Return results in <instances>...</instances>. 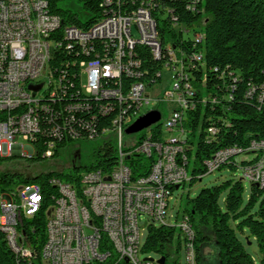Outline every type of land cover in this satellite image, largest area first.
<instances>
[{
	"label": "built area",
	"instance_id": "obj_1",
	"mask_svg": "<svg viewBox=\"0 0 264 264\" xmlns=\"http://www.w3.org/2000/svg\"><path fill=\"white\" fill-rule=\"evenodd\" d=\"M179 1L192 14L202 5V0ZM100 6L98 22L78 27L64 24L50 0H0V160L17 156L26 165L34 158H52L61 145L96 138L112 139L117 154H123V162L109 171L82 173L78 189L50 179L56 195L44 194L37 184L2 187L0 182V232L13 264H159L165 256L142 257L147 238L142 243V230L174 228L169 250L175 245L181 256L174 264H198L196 232L185 213L171 222L169 201L174 187L192 180L190 152L197 137L192 140L187 126L190 114L200 106L213 112L217 106L225 109L233 95H207L204 76L200 91L195 87L194 72L205 65L199 50L205 33L180 20L164 0H102ZM122 23H130L129 35H122ZM162 23L167 24L164 39ZM140 47L159 64L153 75L139 57ZM58 58L64 60L53 67ZM213 71L219 73L218 68ZM165 73L170 86L153 95ZM225 77L221 72L228 87ZM229 77L235 91L238 77L234 72ZM31 84L42 85L37 95ZM244 95L249 103L264 104V82L248 84ZM164 104L170 114L159 122L161 136L154 137L153 125L139 144L131 138V149L125 151L126 129L144 110L153 106L151 110L160 111L156 106ZM208 120L203 142L212 144L221 125L229 124L222 116ZM131 156H154L157 173L121 175L120 166L128 165ZM240 156H252V163H240ZM226 165L239 168L243 180L264 189V140L218 150L204 162L206 175ZM43 210L46 239L37 254L26 230Z\"/></svg>",
	"mask_w": 264,
	"mask_h": 264
},
{
	"label": "trees",
	"instance_id": "obj_2",
	"mask_svg": "<svg viewBox=\"0 0 264 264\" xmlns=\"http://www.w3.org/2000/svg\"><path fill=\"white\" fill-rule=\"evenodd\" d=\"M62 1L64 0H50V4L55 13L62 15L64 24L88 27L98 22L103 12L100 6L102 0H78L86 11L93 14L92 19L82 23L77 15L59 7ZM164 5L171 8L180 20L200 27L205 33V40L199 46L205 65L194 72L195 87L200 91L204 76L203 87L207 95L223 93L233 95V100L227 103L225 109L217 106L213 112L209 106L206 108L200 106L190 114L193 120L187 126L192 128V140L197 137L195 150L193 154L190 152L194 156L191 168V184H193L197 182L198 177L201 180V177L206 175L204 162L218 150L231 145L247 147L253 140H264V104L249 103L244 95L248 84L264 82V0H202V5L194 8V14L187 11L184 7L185 3L179 0H164ZM166 25L165 23L159 25L161 33ZM174 37L177 38L176 35ZM162 38H165L163 33ZM137 52L150 74L153 75L159 67L158 62L153 59L147 48L140 47ZM58 59L52 62L53 67L59 66L64 60ZM215 68L219 69V73H214ZM221 72L226 75L228 87L223 85V80L219 78ZM230 72H234L238 77L235 91H232L229 86L233 84L232 78L229 77ZM212 114L222 116L229 126L221 125L223 127L217 141L206 144L203 142L204 129ZM151 130L156 139L161 136L160 123L153 126ZM143 138L145 133L137 135L135 144H139ZM97 139L99 138L95 140ZM78 142L81 141L59 146L53 157L58 156L60 150ZM127 144L125 151L131 149L129 141ZM74 159H81L79 152H76ZM42 160L45 159L39 157L29 162L33 164ZM154 160V156H131L127 159V166L131 169L133 178L143 177L148 175ZM249 162H252V159H245L241 163ZM115 163H118L115 142L108 139L93 150L87 166L74 164L73 170L68 173H41L34 177L0 171V182L2 187L14 184H37L44 194L56 195V188L48 184L50 179H60L78 189L82 173L94 170L109 171ZM226 166L235 168L233 165ZM224 192H227V195L223 211L219 203ZM243 193V179L240 178L227 180L220 186L204 188L197 197L187 200L186 213L196 232L195 246L198 251V264H204L202 249L209 242H213L215 247L216 255L213 259L217 261V264H264V189L251 184V196L245 206H243ZM29 223L32 229L29 231L27 228L26 231L30 238V245L39 254L46 239L45 210L39 212ZM245 232L248 233V241L250 237H253L257 242L261 255L259 261L246 251L245 245L240 240L239 233ZM176 234L174 228L152 225L148 230L143 252L146 254L155 252L168 260L169 246ZM0 262L14 263L13 255L9 252L1 232Z\"/></svg>",
	"mask_w": 264,
	"mask_h": 264
},
{
	"label": "rangeland",
	"instance_id": "obj_3",
	"mask_svg": "<svg viewBox=\"0 0 264 264\" xmlns=\"http://www.w3.org/2000/svg\"><path fill=\"white\" fill-rule=\"evenodd\" d=\"M61 9L66 11H70L79 17L82 23H85L93 18V14L86 11L83 8V5L78 0H64L59 5ZM41 86V84L34 85V95H37V89ZM170 86L169 74L165 73L162 79V83L157 86V88L151 93L154 95L155 91H164L167 87ZM162 112V120L161 123H164L170 114V108L164 104L156 106ZM153 109V106L149 107L147 110H144L142 114L148 112ZM147 130H143L140 133L134 135H125L124 142L127 143L131 138L136 139L137 135L142 133H146ZM108 139L99 138L95 141H81L75 143V145L68 146L62 150L58 156L42 160L40 162L33 163L29 162V164H24L22 158L12 157L7 160H3L0 162V171L10 172V173H18L23 174L27 177H34L37 174L41 173H68L73 170L74 164L77 166H87L90 163L91 156L93 150L105 143ZM29 150V147H28ZM76 152L80 153L81 159L75 160ZM251 160L252 156H240V163L243 160ZM189 176L191 177V168L188 170ZM242 178L241 170L239 168L231 169L227 166L224 169L217 171L213 174H207L200 178L198 177L197 182L191 184V182H187L184 185H181L178 189L173 190V194L169 201V214L172 216V223H175L176 217L178 215L187 214L186 213V204L188 199H194L200 193V191L204 188L220 186L227 180H239ZM244 193H243V206H245L251 196V184L245 180H243ZM227 192H224L220 198V207L224 211L225 210V198ZM147 236V230L144 228L142 230V243H144L145 238ZM240 240L245 245L246 251L256 260L259 261L261 255L258 250V245L256 240L253 237H250V240H247L248 233H239ZM169 258L167 264H174L175 262H179L181 260V256L176 253L175 245L172 249L169 250ZM216 255V250L213 245V242H209L207 245H204L202 249V256L204 259V264H217V261L213 258ZM151 257L157 259L159 254L155 252H151L142 257ZM213 259V260H212ZM212 261V263H210Z\"/></svg>",
	"mask_w": 264,
	"mask_h": 264
},
{
	"label": "water",
	"instance_id": "obj_4",
	"mask_svg": "<svg viewBox=\"0 0 264 264\" xmlns=\"http://www.w3.org/2000/svg\"><path fill=\"white\" fill-rule=\"evenodd\" d=\"M42 88V85L39 86V88L37 89V92ZM29 89L34 93V85H30ZM161 113L158 110H151L149 112H147L146 114L140 116L137 120H135L125 131L126 135H134L137 133H140L143 130H146L148 128H150L153 125H156L157 123L160 122L161 120ZM179 186L176 187V189H178ZM149 260H152L151 258H149ZM127 262V260H126ZM159 264H165L166 262V258L162 257L158 260Z\"/></svg>",
	"mask_w": 264,
	"mask_h": 264
},
{
	"label": "bare ground",
	"instance_id": "obj_5",
	"mask_svg": "<svg viewBox=\"0 0 264 264\" xmlns=\"http://www.w3.org/2000/svg\"><path fill=\"white\" fill-rule=\"evenodd\" d=\"M130 23H122V35H129ZM123 162V154H118V163ZM252 163V162H249ZM157 173V164H152L148 175L143 177H151ZM120 174L121 175H132L131 169L127 165L120 166Z\"/></svg>",
	"mask_w": 264,
	"mask_h": 264
}]
</instances>
